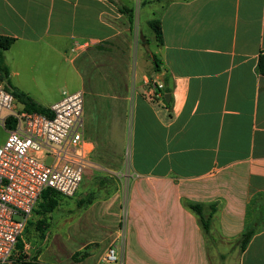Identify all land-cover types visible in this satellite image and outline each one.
<instances>
[{
    "label": "crops",
    "instance_id": "crops-1",
    "mask_svg": "<svg viewBox=\"0 0 264 264\" xmlns=\"http://www.w3.org/2000/svg\"><path fill=\"white\" fill-rule=\"evenodd\" d=\"M119 1L132 17L111 0H0L9 82L44 107L84 91L77 194L93 198L71 264L97 250L101 264H264V0H139L161 23L155 54ZM154 77L170 104L150 98Z\"/></svg>",
    "mask_w": 264,
    "mask_h": 264
},
{
    "label": "built area",
    "instance_id": "built-area-1",
    "mask_svg": "<svg viewBox=\"0 0 264 264\" xmlns=\"http://www.w3.org/2000/svg\"><path fill=\"white\" fill-rule=\"evenodd\" d=\"M151 84L150 98L164 100V83L154 77ZM47 108L49 115L28 110L0 83V125L7 133L0 144V264L25 260L29 245L20 249L18 241L42 193L51 188L75 196L91 167L83 137L84 91H64ZM104 260L118 262L120 257L110 248Z\"/></svg>",
    "mask_w": 264,
    "mask_h": 264
},
{
    "label": "rangeland",
    "instance_id": "rangeland-1",
    "mask_svg": "<svg viewBox=\"0 0 264 264\" xmlns=\"http://www.w3.org/2000/svg\"><path fill=\"white\" fill-rule=\"evenodd\" d=\"M124 3L133 7L135 12L138 13V23L143 34L149 38V50L152 53H156L155 32L149 23L145 20L147 16H152V9L146 6H141L139 0H122ZM138 33V32H137ZM138 37V34H136ZM5 86V83H2ZM6 135V129L0 125V144L4 140ZM45 159L47 163H50V157H39ZM88 170V169H87ZM86 170V171H87ZM105 170L102 166H96L93 171L90 172L92 177L97 171ZM86 171L84 175L86 174ZM86 177V175H85ZM94 179V178H92ZM85 182V179H84ZM83 185V183H82ZM84 194L78 193L76 196L67 197L61 195L60 205L49 215V219L46 221L49 228H46L43 233V229H39L40 220L43 218L39 212H34L29 224L26 226L22 234L23 245L27 243L29 248L26 251V257H31V260L38 257L39 262L34 264H71L72 255L79 250L81 241L78 235V227L80 225L79 215L80 208L78 207L79 198ZM69 219H71L69 221ZM69 222V223H68ZM79 223V224H78ZM72 224V228H68V225ZM77 224V225H76ZM71 236V238H69ZM94 255L83 261V264H101L99 261L100 253L97 250ZM25 257V258H26ZM99 261V263H98ZM22 264H26L25 261Z\"/></svg>",
    "mask_w": 264,
    "mask_h": 264
},
{
    "label": "trees",
    "instance_id": "trees-1",
    "mask_svg": "<svg viewBox=\"0 0 264 264\" xmlns=\"http://www.w3.org/2000/svg\"><path fill=\"white\" fill-rule=\"evenodd\" d=\"M113 3H115L119 9L129 14L130 17H132V9L127 7L126 5L122 4L119 0H111ZM170 1V0H166ZM150 26L155 32L156 39L159 44L163 43V35H162V29H161V23L159 19H152L150 22ZM14 38L8 37V36H2L0 35V78L2 80H7V83L5 84V87L10 90L20 101H22L26 108L31 111H37L45 114H51L49 109L47 107L41 106L37 104L33 98L25 91L15 87L9 82V68L5 62V56H4V50L8 49L11 44L13 43ZM158 67H156L157 69ZM257 70L259 73L264 74V50L261 51L257 63ZM171 100L167 103L170 104ZM93 195H90L89 199H81L78 201V206L87 204L89 202H92ZM61 201V194L56 192L55 190L48 188L46 189L41 196V199L37 205V208L35 209L36 212H39L42 214V219L40 220V225H38L39 229H43L42 232L44 233L46 228H49L50 225H47L46 221L49 219V215L60 205ZM190 207L195 210L197 213H201L202 211V205L198 203H190ZM215 209V206H214ZM201 223L202 226L207 233L209 231L210 226V219L209 218H203L201 217ZM29 224V222H28ZM257 228V224L254 223L253 225H250L246 227V229L243 231L241 236L238 239V243L240 244V247L244 249L248 242L250 241L252 235L254 234L255 230ZM18 247L20 249L23 248V242L22 239H19L18 241ZM80 251L76 253V255H79ZM25 255H23L24 257ZM26 264H34L33 262H29Z\"/></svg>",
    "mask_w": 264,
    "mask_h": 264
},
{
    "label": "water",
    "instance_id": "water-1",
    "mask_svg": "<svg viewBox=\"0 0 264 264\" xmlns=\"http://www.w3.org/2000/svg\"><path fill=\"white\" fill-rule=\"evenodd\" d=\"M165 98L167 101H169L170 100V93L165 94Z\"/></svg>",
    "mask_w": 264,
    "mask_h": 264
}]
</instances>
